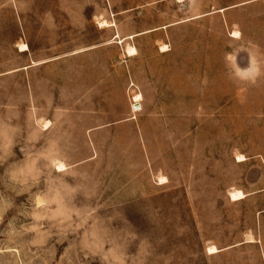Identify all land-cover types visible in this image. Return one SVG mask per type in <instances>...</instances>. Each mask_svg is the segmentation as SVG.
Instances as JSON below:
<instances>
[{
  "label": "rangeland",
  "instance_id": "374dc122",
  "mask_svg": "<svg viewBox=\"0 0 264 264\" xmlns=\"http://www.w3.org/2000/svg\"><path fill=\"white\" fill-rule=\"evenodd\" d=\"M0 264H264V0H0Z\"/></svg>",
  "mask_w": 264,
  "mask_h": 264
},
{
  "label": "bare ground",
  "instance_id": "6f19581e",
  "mask_svg": "<svg viewBox=\"0 0 264 264\" xmlns=\"http://www.w3.org/2000/svg\"><path fill=\"white\" fill-rule=\"evenodd\" d=\"M21 48L23 49V51H26V50L28 49V46L24 44V45L21 46ZM165 48H166V47H163V50H164ZM135 52H136L135 49H132L131 51H129L130 54L135 53ZM141 99H142V96H141V95H136L133 101H134V103L139 104L140 101H141ZM62 167H63V166H62ZM245 196H246V195H245L243 192H241V191H234V192L231 193V199H232L233 201L242 200V199L245 198ZM209 252H210L211 254H213V253H216L217 250H216V248H210V249H209Z\"/></svg>",
  "mask_w": 264,
  "mask_h": 264
},
{
  "label": "water",
  "instance_id": "95a60500",
  "mask_svg": "<svg viewBox=\"0 0 264 264\" xmlns=\"http://www.w3.org/2000/svg\"><path fill=\"white\" fill-rule=\"evenodd\" d=\"M134 109H135V111H141L142 110V107H141L140 104H135L134 105Z\"/></svg>",
  "mask_w": 264,
  "mask_h": 264
}]
</instances>
